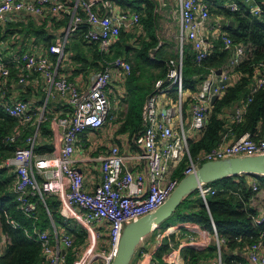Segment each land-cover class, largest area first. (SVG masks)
Here are the masks:
<instances>
[{
  "label": "built area",
  "instance_id": "2783aa9c",
  "mask_svg": "<svg viewBox=\"0 0 264 264\" xmlns=\"http://www.w3.org/2000/svg\"><path fill=\"white\" fill-rule=\"evenodd\" d=\"M178 2L180 58L179 61H170L166 81L156 82L155 92L144 105L145 130L134 139L137 152L124 154L118 146H111L99 159L101 183L93 192L88 193L84 190V175L73 164L71 157L76 153L81 134L87 130H101L109 122L112 102L107 93L113 74L118 72L126 79L132 73V65L125 57L110 59L112 50L122 32L130 33L141 28V16L137 11L121 10L109 0H0V37L8 26L23 23L28 19L42 22L44 19L53 18L58 22L68 16V23L63 28L62 35L60 34L55 44L48 49L35 52L17 51L8 43L0 42V104L24 130L29 131L28 129L34 125L38 127L36 133L26 136L23 147L7 158L2 165L14 171L15 192L24 214L34 220L37 218V204L31 201V197L57 195L63 209L68 211L77 208L82 212L83 221L87 226H109V250L95 252L93 246L102 235L101 232H95L89 237L83 257L75 264H112L119 249L124 226L155 213L168 202L182 181L181 178L175 177V174L180 171L183 164L185 166L181 174L185 178L196 173L207 162L264 156V139L254 140L247 133L230 143H224L223 139L212 151L193 158L189 148L190 137L183 125L181 124L180 130L173 125L172 120L176 113L167 108L168 96L173 88L177 89L181 112L184 91L183 53L186 46L190 45L198 64L211 54L205 35L211 20L209 3L205 0ZM245 5L246 7L232 2L225 8L233 13L243 11L254 16L264 14V9L256 5L255 0H245ZM99 6H102L107 14H100L97 9ZM81 28L85 30L84 42L96 46L102 57V69L93 72L86 87L59 74L66 60L70 37ZM222 41L224 50L230 54L228 63L221 69L220 76L212 71L201 85L200 91L191 99L190 128L197 134L205 127L212 106V97L220 98L223 94L224 87L220 84L222 82L228 84L231 72L240 65L246 55V48L234 43L229 36L224 35ZM50 56H56V61ZM259 69L252 94H256L264 87V64H261ZM12 70L16 73L15 84L20 86H26L30 81L34 83L42 81L48 96L57 94L65 100L64 111L50 119L43 110L35 119L26 101L8 100ZM165 83L168 87L164 86ZM46 122L52 131L54 154L40 159L36 157L35 147L39 128ZM11 141L16 142L17 136H13ZM34 171L41 175V182L35 177ZM260 179H264V175L251 176V186L256 193L261 191ZM215 193V189L209 184L200 186L199 195L207 208V196ZM259 215L256 222L262 225L264 209H260ZM211 221L216 239L217 263L223 264L222 253L226 241L218 237L212 218ZM9 223L17 227L15 222ZM173 230L174 228L169 232ZM32 238L41 246L44 264H68L60 243L64 250L72 249L74 241L69 235H64L61 241L55 240L48 231H41L35 227ZM190 245L197 248L193 237ZM179 251L181 252V249ZM2 255L0 251V257ZM178 255L174 254L165 262L184 264ZM241 255L244 257L246 255L244 264H264L263 240L245 246ZM140 257L144 260L152 258L148 250H140Z\"/></svg>",
  "mask_w": 264,
  "mask_h": 264
},
{
  "label": "trees",
  "instance_id": "16d2710c",
  "mask_svg": "<svg viewBox=\"0 0 264 264\" xmlns=\"http://www.w3.org/2000/svg\"><path fill=\"white\" fill-rule=\"evenodd\" d=\"M109 1L116 3L122 10L128 8L124 11H137L141 16V28L148 38V40L141 39L138 48L131 47L127 50L126 42L132 36L122 32L110 58L125 57L132 65V73L128 77L129 91L124 98V102L128 104V110L121 132H129L131 138H134L136 135L140 136L143 129L142 112L147 97L155 92V84L158 80L166 81L170 61L175 58L179 61V57L169 50V46L159 47L156 10L160 4L157 0ZM205 1L209 3L211 17L215 15V18L225 19L223 31L232 38L234 43L246 48V55L240 65L233 70L240 75L238 82L228 83L224 87L222 96L211 106L204 129L197 136L189 139L190 154L193 158L218 147L225 136L233 135L236 140L248 133L254 140L264 139V87L256 94H252L260 70L259 66L264 64V14L254 16L243 11L233 13L225 8L232 2L246 7L245 0ZM255 4L264 9V0H255ZM142 5L144 8L141 7ZM67 23L68 16L58 22L53 18L44 19L41 23L28 19L23 23L8 26L0 37V42L6 41L13 47L6 37L8 34H14L15 29H21L25 34L24 38H29L28 41L34 39L37 46L42 44L41 50H43L55 44L56 35L60 29L65 28ZM230 23L233 25L230 26ZM84 31L81 28L71 36L72 40L67 51H72V61L81 64L83 70L87 67L96 71L101 70L100 52L96 46L84 42ZM25 45L27 44L17 47ZM81 46L92 49L94 56L89 58L91 55H87ZM155 49H157L156 52L152 53ZM186 49L183 53V96L188 91L198 93L212 71L217 72L223 69L230 57L229 52L224 50L222 40L216 43L213 52L201 64L196 62V56L191 47ZM11 78L16 81L15 70H12ZM164 86L168 87V84L165 83ZM169 95L174 102L178 101L179 95L176 88H173ZM234 107L242 108L243 112L239 119L234 118L230 122L226 113ZM40 130L48 135L50 132L48 123H42ZM29 133L30 131L24 130L21 124L10 117L0 104V229L7 241L6 251L0 257V264H44L41 246L32 238L34 228L38 227L41 231L49 229L50 218L46 209L49 210L56 224L62 223L57 213L58 202L56 198L49 196H44V202L39 195L31 197V201L37 204V218L35 220L28 218L15 192L16 176L8 168L2 166L7 158L23 147V141ZM13 136H17L16 142L11 141ZM50 151V146L35 148L36 154ZM184 166L183 164L175 177L184 178L181 174ZM247 176L253 175L241 174L209 184L216 193L207 196L208 208L197 191L184 199L173 214L179 223L197 225L211 233H213L212 218L218 237L226 241L225 247L230 250L229 254L222 253L223 264H244L245 257L241 255L244 247L260 240L264 242V223L258 225L256 222L260 216V209H264V199L256 198L258 193L253 191ZM260 190H264V179H260ZM193 200L196 202L195 207L190 206ZM184 208L190 210H183ZM9 221L15 222L17 227L12 226ZM85 237V234L84 238L78 236L74 254L79 252L85 243ZM168 250L169 247L165 245L161 247L160 253ZM216 252V245L211 246L207 252L186 248L183 251L184 264H199L204 258L213 257ZM74 254L71 252L72 260L75 258Z\"/></svg>",
  "mask_w": 264,
  "mask_h": 264
},
{
  "label": "crops",
  "instance_id": "0c3cea01",
  "mask_svg": "<svg viewBox=\"0 0 264 264\" xmlns=\"http://www.w3.org/2000/svg\"><path fill=\"white\" fill-rule=\"evenodd\" d=\"M159 2V0H157ZM173 0H164L163 2H159L160 6L157 8L156 13L158 14V37L159 36V28L161 25V19L160 14L163 11V8H168V3L172 2ZM176 3V9L178 13V32L180 30V4L178 0H174ZM116 5V3H112ZM118 6V5H116ZM144 8V6H141ZM123 8V7H122ZM98 12L100 14H107V11L104 10L102 6H99ZM128 8H123V10H127ZM122 10V9H121ZM212 18V17H211ZM217 21L214 22V20H210L209 26L205 31V35L208 41L209 48L211 49V53L214 50V46L219 40H222L223 36L226 35V33L223 31V24L226 23L225 19L222 17L216 18ZM37 23H41L40 21H37ZM62 32H58V35H56V40L60 37L59 34L63 33V29H61ZM143 32H145L143 30ZM125 33V32H124ZM136 30L127 33L129 36L132 37L129 39V41L126 42L129 50L133 45L136 36ZM140 37V36H139ZM138 37V38H139ZM147 37V34L145 32V36L142 39H145ZM178 37V36H176ZM10 34L7 35L6 39L11 42L13 48L17 51L21 50H30V51H39L42 48V44L39 46L36 45L35 40L32 39L31 43L28 45H25L23 47H16L14 45L15 42H13L11 39ZM148 40V38H146ZM160 39V38H159ZM55 40V42H56ZM141 40V39H140ZM6 44V41H1ZM175 44V45H174ZM174 44H171V42H164L159 41V47L162 45L169 46V50L173 52L174 54H177L180 58L179 53V44L176 40ZM118 45V44H117ZM21 46V45H19ZM137 46L136 48H138ZM190 45H187L186 48L188 49ZM48 49V48H43ZM158 49V48H157ZM153 50L152 53H155L156 50ZM186 49V50H187ZM115 51V50H113ZM114 54V52H113ZM89 55V53H88ZM133 57V54L131 55V58ZM50 58L53 61H56V56H50ZM73 54L70 50L66 52V60L64 63L63 68L60 69L59 74L62 76L68 77L71 81L79 82L82 87H86L89 84L90 77L96 70H92L91 67H87L85 70L81 68V64L77 62H72ZM114 58V57H113ZM71 59V60H70ZM177 61V59L175 58ZM130 62V61H129ZM131 63V62H130ZM220 70V69H219ZM93 71V72H91ZM99 71V70H98ZM218 71V70H217ZM219 76V75H217ZM240 78V75L237 74L235 71L231 72L230 75V81L228 83L230 84H236ZM16 81L11 82L7 98L10 101H16V100H23L26 101L31 109L32 114L34 115V118L37 119L39 115L42 113L43 110H45L46 116H48L50 119L54 116L59 115L64 111V104L65 100L60 98L57 94H52L50 96L47 95L45 91V86L43 85V82L40 81L38 83L31 82L26 86H20L18 84H15ZM129 91V80L128 78H124L120 73L115 72L113 74L111 86L108 89V96L112 102V110L110 114V119L108 124L101 130L98 131H92L87 130L79 137V142L76 146V153L71 157L73 160V164L82 171L84 175V190L85 192L91 193L95 190V188L101 183V164H100V158L103 156L108 149L111 146H118L122 153L124 154H135L137 152V149L135 148L134 139L138 136L136 135L134 138H131L129 132H121V125L124 123L125 118H115L113 117V106L116 107L115 104H120L121 102H124V98L128 95ZM197 93H192L190 91L185 92L183 99H182V109L180 112L178 101L174 102L173 98L169 95V105L167 108L171 109L172 111H175L176 116L173 118L172 123L175 126L177 130L181 129V124L183 125L184 129L186 130L187 135L190 138H193L197 136L198 134L195 132H192L190 126L192 123V103L188 102L192 99L194 95ZM151 96V95H149ZM148 99H146L144 105L146 104ZM43 102V104H41ZM185 105V108H184ZM144 108V106H143ZM243 112L242 108L234 107L232 110H229L227 114V117L230 119V122L234 120V118L241 117V114ZM238 114V116H236ZM142 123H143V129L141 134L145 130V122L143 120V112H142ZM31 129H28L30 133H36L38 127L36 125L31 126ZM41 127V126H40ZM48 128L50 132L48 135L43 134L42 130L39 128L38 138L36 147H45L50 146L51 151L50 152H44L42 154H36L37 158L43 159L48 158L54 153V142H53V136L52 131L49 127ZM29 133V134H30ZM28 134V135H29ZM140 134V135H141ZM27 135V136H28ZM98 137V138H97ZM234 141V136L230 135L229 137H224V143H230ZM61 146V144H60ZM35 147V148H36ZM132 170V168H131ZM11 173L14 174L13 169H9ZM35 177L39 182L42 181V177L40 174H38L36 171H34ZM247 179L249 181L251 180V176H247ZM49 197L56 198L58 202V209L57 213L59 214L62 223L56 224L52 215L50 214L49 210H47V213L50 218V227L47 229L48 233L56 240H60L64 235H69L73 241H74V247L69 250H64L63 245L60 243V246L62 248L63 254L66 256V261L69 264V261L71 259V252L74 254V250L76 249V240L78 239V236L86 235L85 237V243L83 246L79 249V252L74 254L75 257L73 259V264H75L80 258L83 257V254L85 253V249L88 245V240L91 235H93L95 232H101L102 235L99 239H97L95 245L93 246V249L96 253L109 250L110 244H109V226L105 225L103 227L98 226H87L83 221V214L82 212L74 208L73 210L63 209L61 200L59 196L57 195H45ZM258 200L264 199V190H261L260 193L257 194L256 197ZM44 202V197L41 198ZM164 223V222H163ZM163 223L153 229L152 232L155 233L154 236V243L149 247H142L137 252V257L134 261V258L131 262V264H167L165 261H168L171 256L174 254H179L181 259L184 261L183 251L186 248H191L198 252H207L211 246L216 245V239L213 235V233L203 230L201 227L193 224L188 223H175L174 225H168L165 229H162ZM174 228L171 233L169 232L170 229ZM46 231V230H45ZM194 238V241L197 244V248L190 247V240L191 238ZM146 241V237L144 238ZM142 242V241H141ZM6 237L2 233L0 229V251L2 254L6 251ZM167 245L169 247V250L163 253H160L161 247ZM171 245L172 248L169 246ZM181 249V252L179 251ZM140 250H148L151 255V260H144L140 257ZM223 252L225 254H229L230 250L226 247L223 248ZM178 255V256H179ZM246 257V255H245ZM246 260V258H245ZM153 261V262H152ZM101 263V262H100ZM199 264H218L217 263V253L214 254L211 258H204L203 261L199 262Z\"/></svg>",
  "mask_w": 264,
  "mask_h": 264
},
{
  "label": "water",
  "instance_id": "95a60500",
  "mask_svg": "<svg viewBox=\"0 0 264 264\" xmlns=\"http://www.w3.org/2000/svg\"><path fill=\"white\" fill-rule=\"evenodd\" d=\"M230 26L233 24L230 23ZM222 74V70L216 72ZM222 87L226 82L220 84ZM150 96L147 97L149 99ZM218 100L213 96L212 105ZM238 116V114H236ZM241 174L264 175V156L231 158L222 161H213L203 164L200 169L182 179L178 188L172 194L168 202L153 214L141 218L138 222L124 226L123 236L119 245L117 255L112 264H131L136 249L141 241L147 237L155 227L169 219L178 209L184 199L194 192H199L203 184H211L218 180L236 177Z\"/></svg>",
  "mask_w": 264,
  "mask_h": 264
},
{
  "label": "rangeland",
  "instance_id": "374dc122",
  "mask_svg": "<svg viewBox=\"0 0 264 264\" xmlns=\"http://www.w3.org/2000/svg\"><path fill=\"white\" fill-rule=\"evenodd\" d=\"M167 6H168V8L167 7L163 8L164 12H161V14H160L161 25H160V28H159V30H160V32H159V36H160L159 38L160 39L159 40H161L162 43L167 41V42H171V44H174L176 42V40L178 42V37H176V36H179V32H178V13H177V9H176V3H175L174 0L172 2H170V3H168ZM211 19L214 20V22L217 21V19L215 18V15ZM60 31H61V29H60ZM14 32L15 33L11 35V37H13L11 40L13 42H15L14 45L16 47L19 46V45H22V44H27L28 45V44L31 43V41H28L29 38H24L25 34H24V32H22L21 29H15ZM136 32L137 33L135 35L138 36V37L140 36V37L139 38L138 37L135 38L134 42L132 43L133 45H131L133 48H136L137 46H139L140 42H141L140 39H142L145 36V32H143V28L137 29ZM126 35H129V34H126ZM71 40H72V37L70 38L68 46L70 45ZM81 48L87 52V55H88V53L91 55V57H89V58H92L94 56V51L92 49H88V48H85L83 46H81ZM91 72H93V71H91ZM115 105H116V107L113 106V117H115V118L119 117L121 119L125 118V116L127 114V110H128V104L125 103V102H121L120 104H115ZM121 128H122V125H121ZM190 206L191 207H195L196 206L195 200H193L190 203ZM183 210H190V209L184 208ZM175 223H178V221L176 220L175 215H172L169 219H167L163 223L162 229H165L166 227H168V225H174ZM154 236H155V233L151 232L146 237V241H145V239L142 240V242L138 245V247L136 249L135 255L133 257L134 261H135V259L137 257V252L139 251L140 248H142V247H146L147 248V246L150 247L154 243V239H155ZM68 261H69V264H73V260L72 259H70Z\"/></svg>",
  "mask_w": 264,
  "mask_h": 264
}]
</instances>
